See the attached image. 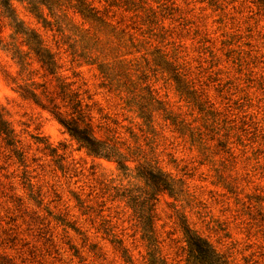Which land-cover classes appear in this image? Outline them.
I'll return each instance as SVG.
<instances>
[{"label": "clouds", "instance_id": "obj_1", "mask_svg": "<svg viewBox=\"0 0 264 264\" xmlns=\"http://www.w3.org/2000/svg\"><path fill=\"white\" fill-rule=\"evenodd\" d=\"M0 264H264V0H0Z\"/></svg>", "mask_w": 264, "mask_h": 264}]
</instances>
